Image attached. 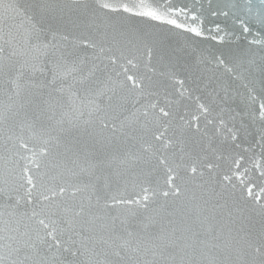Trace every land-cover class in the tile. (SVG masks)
<instances>
[{"label": "snow or ice", "instance_id": "1", "mask_svg": "<svg viewBox=\"0 0 264 264\" xmlns=\"http://www.w3.org/2000/svg\"><path fill=\"white\" fill-rule=\"evenodd\" d=\"M206 2L0 0V264H264V56L181 65L264 0Z\"/></svg>", "mask_w": 264, "mask_h": 264}, {"label": "water", "instance_id": "2", "mask_svg": "<svg viewBox=\"0 0 264 264\" xmlns=\"http://www.w3.org/2000/svg\"><path fill=\"white\" fill-rule=\"evenodd\" d=\"M22 2V0H21ZM173 3L176 6H184L187 5L188 7H192L193 0H173ZM201 3L204 4L205 8L208 7V4L206 0H201ZM199 7V5H197ZM132 26L142 30V31H152V32H159L162 35H166L169 37L170 42L175 45L176 47H181L185 42V37L176 35L174 33L167 32V26L160 25L156 21H148L143 18H133V20L129 21ZM206 23H211V20L206 21ZM192 48H195L197 51L193 52L191 49L185 50L183 53H181V65L188 66L189 69L195 68L197 72L203 71L206 68H210L208 65L201 64L197 68V55L199 52H203L206 57H211L212 55H219L220 53H223L226 58L232 59L233 57H241V58H247V56L255 55L257 58L264 56V51H261L259 48H255L252 50L251 53L247 52L248 45L246 41H239L237 43H231L226 44L223 46L217 45L215 42H213L210 39L204 40V39H196L195 41H192ZM212 71H215L217 75L221 74L223 72L222 69H212ZM228 79V77H225ZM261 79V76L257 75V88L260 87L259 80ZM232 83V88L234 90H238L241 94L240 96L236 97V102L233 104V107H236L237 110H239L241 107H243V98L244 94L246 93V90L242 86L240 81H230ZM235 94V92H234Z\"/></svg>", "mask_w": 264, "mask_h": 264}]
</instances>
